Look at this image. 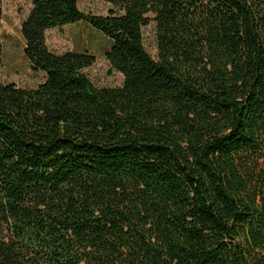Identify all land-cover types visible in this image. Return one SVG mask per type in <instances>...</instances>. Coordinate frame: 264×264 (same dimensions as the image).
<instances>
[{
	"label": "trees",
	"instance_id": "16d2710c",
	"mask_svg": "<svg viewBox=\"0 0 264 264\" xmlns=\"http://www.w3.org/2000/svg\"><path fill=\"white\" fill-rule=\"evenodd\" d=\"M104 1L33 0L21 23L45 78L0 83V264H264V0ZM77 22L120 86L48 48Z\"/></svg>",
	"mask_w": 264,
	"mask_h": 264
},
{
	"label": "rangeland",
	"instance_id": "374dc122",
	"mask_svg": "<svg viewBox=\"0 0 264 264\" xmlns=\"http://www.w3.org/2000/svg\"><path fill=\"white\" fill-rule=\"evenodd\" d=\"M33 0H3L0 17V83H15L18 87L34 88L45 74L32 69L24 52L21 23L28 14ZM79 8L86 14L106 15L110 5L104 0H78ZM146 50L156 57L155 27L151 23L143 29ZM48 48L57 54L67 51L89 53L95 62L83 72L98 87H116L122 84L123 76L113 70L106 59L110 40L85 22L63 25L46 32Z\"/></svg>",
	"mask_w": 264,
	"mask_h": 264
}]
</instances>
